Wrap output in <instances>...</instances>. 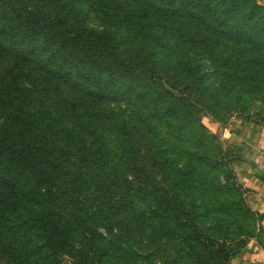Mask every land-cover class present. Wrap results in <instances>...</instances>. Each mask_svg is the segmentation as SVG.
<instances>
[{"label": "trees", "instance_id": "trees-1", "mask_svg": "<svg viewBox=\"0 0 264 264\" xmlns=\"http://www.w3.org/2000/svg\"><path fill=\"white\" fill-rule=\"evenodd\" d=\"M128 1L125 7L97 0L99 10L111 11L113 29L96 32L81 12L68 20L50 13L42 0H0V56L29 72L19 75L16 68L0 80V255L8 264L77 258L78 231L90 246L98 245L95 214L111 215L108 202L118 195L124 201L120 209L126 210L133 203L127 197L147 194L129 180L130 159H136L142 139L155 146L171 176L193 179L190 168L177 174L176 165L192 161L198 147L192 136L206 129L198 117L208 93L214 92L204 86V63L218 64L228 79L264 85V6L259 0ZM163 77L180 92L167 89ZM68 90L76 94L71 102ZM110 95L130 103V111L114 118L104 115L99 106ZM49 128L55 129L54 138L48 136ZM77 158L78 168L72 162ZM114 166L126 183L116 185L115 195L106 201L99 182L110 177L106 173ZM219 185L215 193L225 190ZM163 192L147 195L161 211V228L175 236L188 227L191 212L174 202L170 190ZM93 196L99 210L88 204ZM55 202L71 207L77 221L80 216L79 227L57 216ZM242 204L226 199L217 207L254 219V231L246 233L252 238L258 217L246 200ZM195 208L199 214L202 207ZM174 209L179 216L173 217ZM145 226L140 233L147 232ZM187 227L183 239L192 250L206 248L201 236L195 234L193 240L187 234ZM196 258V264L213 263V258Z\"/></svg>", "mask_w": 264, "mask_h": 264}, {"label": "rangeland", "instance_id": "rangeland-1", "mask_svg": "<svg viewBox=\"0 0 264 264\" xmlns=\"http://www.w3.org/2000/svg\"><path fill=\"white\" fill-rule=\"evenodd\" d=\"M42 2L50 13L58 14L68 20H72L74 17L78 18V12L86 14L90 30L103 32L113 29L111 11H106V8L99 10L97 0H42ZM113 2L125 7H129L131 4L128 0H113ZM259 3L264 6V0H259ZM75 56L76 59H80L82 55L76 52ZM16 68L19 70V75L22 73L25 76L29 75L22 64L11 58L0 56L1 81L9 76L10 70ZM55 69L57 68L53 66L52 70ZM204 70L207 75L204 86L211 88L214 92L208 93L205 107L198 117L206 124V129L204 131L197 129L198 132L192 136L195 144L198 143V147L192 154V161L176 165L179 168L177 174L182 169L190 168L189 174L193 179H185L179 175L171 176L165 169L162 160L159 159V153L156 152L155 146L151 147L147 139H142V148L136 159H130L132 170L129 180L133 182L135 190L141 191L142 194L147 192V194L153 193L152 195H164V189L165 191L170 190V197L174 202L181 209L191 212L190 222L188 227L186 226L187 234L193 240H195V234H198V237L201 236L202 243L206 248L202 247L200 251L192 250V246L183 239L186 227L184 231H178V235L182 234L181 237L168 235L160 225L162 224L159 219L161 211L155 209L153 198L147 194H132L127 197V202L133 201V203L126 210L120 209L124 205V201H121V195H118L116 199L108 202L111 215L98 209L97 202L93 201L96 198L93 196L88 204L94 206L95 210H99L95 214L96 218L93 222V228L100 233L99 244L90 246L78 231L74 251L77 258L61 257L62 259L58 260L56 264H196V254L203 258V262L213 258L212 264H230L231 259L248 242L250 234L246 233L254 231L255 220L242 217L240 211H236L234 214L233 208L225 206L223 209H218L217 203L233 199L238 206L242 207V203L246 200V191L240 184L237 175V167L245 158V148L243 143H238L232 139L231 135L239 124L245 127L264 125V85L234 81V78L233 80L228 79L218 64H212L209 61L204 63ZM23 80H27L26 77ZM163 84L175 93L180 92V89L172 85L166 77H163ZM121 87H124V84H121ZM75 95L68 90L67 98L70 102L71 97ZM109 100L103 106H99L101 112L106 116H120L130 111L129 106L132 107L130 103L119 100L118 95H110ZM41 103V98L34 99L35 106H39ZM52 117L55 116L52 115ZM53 132L55 129L49 128L48 136L54 138ZM195 146L191 148L193 149ZM158 148L161 152L162 149ZM72 162L76 168L80 165L78 158ZM115 167L114 171L106 173L110 177H102L100 182L98 179L108 194L106 201L115 195L116 185L122 186L126 183L119 177L120 170ZM119 172L120 174L117 176ZM133 178L136 179V182ZM168 182L169 185L166 187ZM221 182L225 190L215 193V189L220 186ZM3 197L4 194L0 191V201L3 200ZM217 200L219 202H216ZM196 204L202 207L199 209V214L195 211ZM52 205V210L54 208L57 216L60 215L59 217L66 219L68 223L79 227L80 216L78 215L77 221V214L71 210V207L63 202H55ZM216 209H218V213L223 211L221 212L222 216L217 215ZM173 212V217L180 215L178 209H174ZM141 225H146L147 232L140 233ZM118 242L122 243L118 244ZM188 251L189 253L194 252L195 256H189ZM219 260L221 262H218ZM0 264H8L7 258L0 255Z\"/></svg>", "mask_w": 264, "mask_h": 264}, {"label": "crops", "instance_id": "crops-1", "mask_svg": "<svg viewBox=\"0 0 264 264\" xmlns=\"http://www.w3.org/2000/svg\"><path fill=\"white\" fill-rule=\"evenodd\" d=\"M231 137L244 144L245 158L237 167V175L246 191V202L258 217V226L256 235L230 264H264V125L245 127L239 124Z\"/></svg>", "mask_w": 264, "mask_h": 264}]
</instances>
